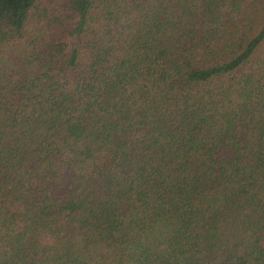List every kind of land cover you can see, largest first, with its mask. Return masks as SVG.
I'll list each match as a JSON object with an SVG mask.
<instances>
[{
	"label": "trees",
	"instance_id": "obj_1",
	"mask_svg": "<svg viewBox=\"0 0 264 264\" xmlns=\"http://www.w3.org/2000/svg\"><path fill=\"white\" fill-rule=\"evenodd\" d=\"M0 264H264V0H0Z\"/></svg>",
	"mask_w": 264,
	"mask_h": 264
}]
</instances>
